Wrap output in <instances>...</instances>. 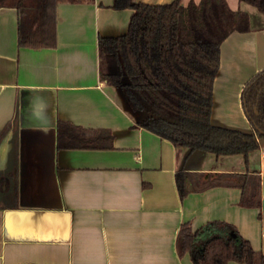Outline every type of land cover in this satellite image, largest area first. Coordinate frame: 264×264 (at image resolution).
<instances>
[{
  "label": "crops",
  "instance_id": "0c3cea01",
  "mask_svg": "<svg viewBox=\"0 0 264 264\" xmlns=\"http://www.w3.org/2000/svg\"><path fill=\"white\" fill-rule=\"evenodd\" d=\"M178 1L187 8L201 0ZM224 1L247 14L249 30L220 45L210 122L252 134L241 93L264 70V14ZM16 2L0 0V264H194L178 253V230L211 221L231 224L264 255V140L246 158L217 156L135 126L141 113L100 78L98 55L99 37L125 34L133 9L114 8V0H59L56 45L32 48L18 46ZM59 121L106 129L112 147L58 149ZM179 171L257 175L260 206H240L233 186L180 199Z\"/></svg>",
  "mask_w": 264,
  "mask_h": 264
},
{
  "label": "trees",
  "instance_id": "16d2710c",
  "mask_svg": "<svg viewBox=\"0 0 264 264\" xmlns=\"http://www.w3.org/2000/svg\"><path fill=\"white\" fill-rule=\"evenodd\" d=\"M59 0H17L18 46L56 45V8ZM264 14V0H239ZM114 8L134 10L128 30L119 36L99 37L100 78L120 87L133 112L135 126L147 129L175 146L220 155L248 153L264 140V70L243 87L241 101L252 134L214 126L210 122L212 89L220 65V45L232 32H246V13L232 11L224 0H201L187 8L178 0L149 5L135 0H114ZM129 81L122 84L121 79ZM58 149H107L113 136L106 129H88L66 121L57 123ZM201 175L202 177H198ZM175 182L180 199L191 190L212 186L241 189L239 204L258 208L259 177L236 173L195 174L179 171ZM176 246L194 264H264L234 226L211 221L196 231L180 225Z\"/></svg>",
  "mask_w": 264,
  "mask_h": 264
},
{
  "label": "water",
  "instance_id": "95a60500",
  "mask_svg": "<svg viewBox=\"0 0 264 264\" xmlns=\"http://www.w3.org/2000/svg\"><path fill=\"white\" fill-rule=\"evenodd\" d=\"M121 83H122V84H127V83H129V81L126 80L125 78H122V79H121ZM237 131H238V130H237Z\"/></svg>",
  "mask_w": 264,
  "mask_h": 264
},
{
  "label": "rangeland",
  "instance_id": "374dc122",
  "mask_svg": "<svg viewBox=\"0 0 264 264\" xmlns=\"http://www.w3.org/2000/svg\"><path fill=\"white\" fill-rule=\"evenodd\" d=\"M257 10V9H256Z\"/></svg>",
  "mask_w": 264,
  "mask_h": 264
}]
</instances>
